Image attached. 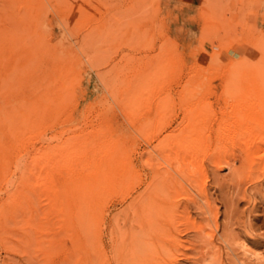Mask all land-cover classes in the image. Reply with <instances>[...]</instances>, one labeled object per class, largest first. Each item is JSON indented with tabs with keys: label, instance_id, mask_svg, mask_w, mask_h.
<instances>
[{
	"label": "rangeland",
	"instance_id": "374dc122",
	"mask_svg": "<svg viewBox=\"0 0 264 264\" xmlns=\"http://www.w3.org/2000/svg\"><path fill=\"white\" fill-rule=\"evenodd\" d=\"M0 36V53L3 55L6 52L5 57L0 56V77H3L0 78V94L2 95L4 90L10 91L12 84V87L14 86L12 90H15L16 93L13 92V98L9 99L8 103L15 101L18 103L26 96L31 97L28 101L31 103L30 105L27 103L25 109L30 114L29 127L35 137L37 136V140L34 137L31 138L32 140L30 139V141L35 140L37 143L35 141L30 142L32 144L31 151H36L35 155L41 154L42 157L37 156L41 159L44 157L41 161L44 165L47 164L46 167L48 165L52 167V165L59 163L53 167V175L50 173L52 177L48 179L47 176L46 182L44 181L46 172L42 175L44 171L42 172L38 167L31 168L32 161L38 159L35 158L36 156L34 159L30 157L33 151L25 159L27 162L22 160L25 166H21L28 168L29 174L33 175L30 177L33 179L32 184L30 179V184L35 187L32 188L31 186L32 191L29 194L32 196L38 194L36 198L29 195L31 201H36L37 197L41 198L44 195V198L41 199L45 200L46 203L39 200L40 198H38L40 202L37 200L40 207L36 205L37 201H33L36 204L31 202L36 207H44L39 210L38 207L36 208L31 204L36 212L31 217L35 218L33 220H36L38 224L35 223L34 225L38 226V229L31 226L32 229L35 228L32 231H30L31 227L29 229L28 226L27 230L20 228L23 224L17 227L20 224L18 219L21 221L20 218H17L20 217L19 215L13 220L6 219L4 216L6 221L2 219L3 216H0V228L5 225L2 229L5 233L0 230L3 233L1 236L15 234L14 239L11 236H6L7 240L2 238L8 245L7 249V245L4 247V241L0 236V264H111L113 261V248L108 239L110 220L115 213L112 208H109L111 211L108 209L105 213L106 219L104 218V222L96 228L89 224L85 227L75 223L71 227L72 229L69 228L68 230V227L63 228V226L62 229L60 224L57 225L56 219L58 218L55 217L54 219V214L51 216L47 214L48 210H58L57 206L55 207L56 204L60 207L63 205L66 207L70 204L69 209L73 208L74 204L77 203L76 200L74 201L75 195L73 194L78 189L73 185L78 181L74 176L78 175V178H82L79 172L70 173L63 169L66 159L60 160L62 155L54 163L51 160L54 159L52 154L57 150L59 144L47 143L42 137L43 134L48 133L51 127L55 128V134H59L60 130L62 132L64 128L67 136H70L69 138L78 135L75 139L78 138L77 141L80 140V142H84L83 138L88 140L91 137L88 142H91L94 147L101 145V140L107 137L106 135H110L111 139L107 137L110 141L105 138L110 144H107V141L105 144L109 149L115 148L114 152L119 151L116 158L119 159L118 155L121 153L123 159L126 158L139 171L141 179L162 178L168 180L169 183L173 182V185H170L172 186V194L174 193V196L171 194L174 204L172 200L170 203L173 205L180 203L181 207L184 204L181 209L188 212L185 211V216L188 215L186 218L191 216L192 220L195 219L194 221L198 224H206L207 216L203 215L205 211L203 206L208 205L212 211L216 209L220 231H222L221 226L224 220L227 221L224 223L229 225L227 231L230 229V233H227L231 234L228 239L232 244L233 252L229 251L224 244L217 242L213 246L215 251L212 250V255L216 254V256L213 255V258L211 256L210 261L208 260L209 263H203L198 260L200 259L198 254L203 252L205 239L194 238L190 233L191 236L188 234L189 237L185 236L188 238H183L185 240H183L185 243H183V247L173 251L174 253L178 251L179 263L256 264L249 255L258 254L262 257L261 261L263 262L261 263L264 264V175H261L264 174V171L260 170L264 167V155H254L250 160L253 164L250 163L246 166L244 154L247 149L244 143L246 141L254 142V137L251 140L249 138L252 136L248 137L241 134L242 137H238L237 134L229 139L223 138L225 130L224 125L221 124L223 122L230 123V121L232 123L238 122L241 113L248 114L251 113L250 110L253 113H255L253 110L264 112V0H0ZM5 37L10 40L5 39ZM3 40L4 42L8 41V45ZM9 46L13 49V53L16 52L15 54L11 55ZM4 49L6 51H3ZM18 51L20 52L18 53ZM21 53L22 56H20ZM3 58L7 60L4 59L5 62H2ZM14 60L18 69L13 64ZM21 61H23L22 64ZM18 65L21 67L20 69ZM15 73L17 79L14 76ZM7 74L11 75L12 81L10 78H8L10 82L3 80L8 76ZM25 74L29 75H27L29 79ZM24 77L30 82L24 79L27 84H31V89L29 85L23 83ZM61 80L64 84L66 83L62 89L63 93L60 92L61 88L60 91L57 89V87H61ZM19 82L22 87L24 86V90L21 87L23 92ZM15 85L18 86L15 87ZM70 85L76 89L71 88ZM55 90L65 94L62 95V100H60L61 97L54 96L58 92ZM208 93L210 96L208 95L209 97L206 98L205 94ZM67 95L69 98L72 97V100L67 98ZM127 96L130 97L132 103L137 100L136 98H140L139 102L142 103V106L137 105L136 101L135 105L132 104L133 106L129 107L126 105L128 102L125 101ZM46 97L47 99L54 98L51 99V105L50 103H48L49 105H42L45 102L40 99L43 98L46 101ZM129 97L126 100L129 101ZM132 99L133 101H131ZM34 100L38 103L35 102L38 105L36 110L48 106L47 111L42 108L44 112L40 110L39 116L34 115L33 113H37L32 106ZM59 100L60 106L58 104L56 106V102ZM67 100L69 103L65 102ZM2 101L0 106L7 104L8 99ZM170 101H173V104L168 111L163 112ZM258 101L259 103L256 104ZM64 106L68 108L65 107L66 109L63 110ZM145 106L148 107L145 108ZM31 107L32 109H30ZM256 107L258 108L256 109ZM51 109H54L56 113H53L54 110ZM74 110L77 112L74 113ZM31 111L34 112L30 113ZM55 114L56 117L59 115L58 118L55 117ZM206 114L207 120L211 123L205 120V117L201 118V115ZM41 115H44L43 118L45 119ZM63 115H66V118L62 120ZM189 117L190 120H188ZM83 118L85 119L84 122ZM59 119L62 121L60 122ZM53 122L57 124L55 125ZM36 123L41 125L38 124L39 127L33 130L37 126ZM51 123L52 126H50ZM62 124H65L64 126L70 131ZM42 125H45L44 128L50 126L46 129L47 133L46 131L43 132ZM192 125L200 131L194 133L196 134L195 137L186 136L187 129ZM38 128L43 132V134L40 133L42 134L40 136V130L36 132ZM91 128H96V136L94 132V135L93 133L91 135ZM104 128L110 130L111 133H104L105 131H102ZM219 130L221 131L218 132ZM100 131L105 135H101ZM208 131L209 133H207ZM144 132H148L150 142L145 140ZM79 133L83 134V137ZM87 134L90 135H88V139L84 136ZM244 135L245 139H242ZM96 138H99L101 142ZM205 138L210 141L208 142ZM115 140L117 149L112 145ZM199 140L208 142L210 151L204 154L203 151H200L196 155L187 153L186 148H189L193 142H200ZM220 143L223 146L227 145V147L233 146V148L218 154L221 152L218 149ZM54 144H58V147L53 146ZM71 145L75 144L72 143ZM73 149L74 147L70 146L68 156L73 152ZM38 150L41 151L40 154H37ZM46 151H50L52 154ZM44 152L49 154L50 157L47 155L49 161H46L47 156L45 155V158ZM114 152L112 156L115 157ZM67 155L64 154L62 158H65L64 156L67 158ZM224 160L230 161L233 169L237 170L238 173L231 174L223 164ZM244 164L245 167H243ZM58 165L61 168L56 169ZM56 171L61 173L57 174ZM37 175L38 178L45 176L43 180L40 178L41 183L37 179ZM192 175L199 176L201 180L206 181L205 196L208 199L202 202L197 200L199 205L197 203L192 205L184 198L186 197L185 191L194 194V191L184 183V180ZM258 176L261 177L258 178ZM239 180L240 184H238ZM38 181L41 184L40 187ZM43 181L55 189H52L48 184L46 187L42 183ZM70 185L72 186L70 187ZM70 188L74 192L69 191ZM61 189H66L68 195L67 193L66 195L63 193L61 195L63 197L58 195L62 194ZM92 189L87 187L85 190L92 193ZM59 191L61 192L58 193ZM179 194L182 195L179 197ZM57 195L58 198H63L61 200L63 201L62 205H60ZM249 196L253 199H250ZM3 197L0 196V201ZM54 197L56 200L53 199ZM174 199L176 200L174 201ZM48 201L49 205L47 206ZM70 201L71 203L74 201L73 206ZM114 205L115 209H120L117 203ZM227 208L230 209L229 213L231 214L227 210L225 211ZM223 213H227L225 217L230 219H225ZM35 214L37 216L39 214V219ZM50 218L53 219L51 223ZM12 221L15 226H13ZM201 221L202 223H200ZM2 222L7 224L12 222L13 224L8 227L9 224L3 225ZM46 223L56 224L51 225V228L50 225H45ZM76 225L79 227L78 229ZM10 227H17V230ZM25 227L26 225H24ZM19 228L21 231H18ZM220 231L219 234H221ZM101 232L102 234L99 236ZM66 234H70V236ZM128 242L132 243L133 238ZM99 244L103 246L102 253H105L104 256L98 249ZM242 244L249 250L248 258L239 248ZM100 254L103 258L99 257ZM180 254L186 257H181ZM227 254L229 255L227 256ZM187 258L190 260H186ZM216 260L218 263H215Z\"/></svg>",
	"mask_w": 264,
	"mask_h": 264
},
{
	"label": "bare ground",
	"instance_id": "6f19581e",
	"mask_svg": "<svg viewBox=\"0 0 264 264\" xmlns=\"http://www.w3.org/2000/svg\"><path fill=\"white\" fill-rule=\"evenodd\" d=\"M6 36H8V35H6ZM6 38L9 39L10 36H9V38L8 37H5V39ZM3 42H4V40H3ZM7 42H4V43L8 45ZM9 43H12V42L9 41ZM7 45H5V46L7 47ZM9 47H10V51L12 52L13 49H11V46H9ZM1 49H2V47H1ZM3 51H6V50L4 49ZM20 51H18V53ZM15 53L12 52L11 55H13ZM4 54H6V52ZM4 54L3 55L1 54L0 56L5 57ZM20 56H22V53H21ZM19 58H21V57H19ZM4 59L7 60L6 58H3V61L2 62H5ZM16 59H18V58H16ZM15 60H14V63L13 64L15 65V68H16V65L17 64H15ZM20 63L22 64L23 61H21ZM4 65H2V66L3 67H6ZM12 68H14V67H12ZM20 68L21 67L19 66V69ZM16 69H18V68H16ZM11 70H13V69H11ZM17 71L19 72V70H16V72ZM27 71H30V70H27ZM13 73H14V71H13ZM9 74H7L8 76H6L3 79L4 81H8V82L12 81L11 75H9ZM27 75L25 74V76H27ZM14 76L15 77L17 76L16 73H15ZM63 77L65 78L64 75H63ZM0 78H3V77H0ZM8 78H10V81H9ZM16 79H17V77H16ZM24 79L27 80V82H29L28 81L29 77H28V79H26L24 77L23 78V81H24ZM13 80H14V78H13ZM70 80H68V81H70ZM16 81H19V80H16ZM71 81H73V80H71ZM15 82H13V83H15ZM27 82L24 81L23 83L27 84ZM61 82H62V80H61ZM75 82H77V81H75ZM27 85L30 86V89L32 88L31 87V84H27ZM65 85H66V83L64 84V82H62L61 83V87H59V88L57 87V89L59 90L61 88L60 89L61 91L60 90L59 91L63 93L64 91L62 89L65 87ZM17 86L15 85V87H17ZM19 86H20V89H21V87H22L21 83H20ZM6 87H8V86H6ZM13 87H12V84H11V87H10L9 90L12 91V92H10V91L6 92V90H4L3 91L4 93L2 92L3 94L2 95L0 94V99L3 98V99H1V100H3L2 102H4V100H7L8 99L7 104H3V105L0 106V196H4L3 199H1V201H0V216H3L2 219L5 218L4 216H6V219L9 218V219H12L13 220V218H16L19 215L20 217H17V218H20L21 221H19V219H18V222L20 224H18L17 227H19L20 225L23 224V226H21L20 228H23L25 230H27V226L29 227V229H30L31 226L32 227H35V228L37 227V229H38V226H34L35 223H36V225H38V224H37L36 220H33L35 218L31 217V215L34 214L35 211H34L33 208L36 207V205H38L40 207V204L38 203V201L39 200H42L44 198V195L41 197L42 199L40 197H37V200H38V198H40L38 201L36 200L37 202L32 199L37 204L34 203L33 201H31L30 196H32V195H30L31 194L30 192L32 191V188L35 187V186H32L31 185L33 179L30 178V177H32L33 175L31 173L29 174L28 168L22 167V166H25V164L22 162V160L26 161L25 159H27V156L33 151V150L31 151V145L32 144L30 142H33L35 140L30 141V139L32 137H34L37 140V138H36L37 136L35 137V135L33 134V131L29 127V120H30L29 119V115L30 114H29L28 111L25 110L27 108L26 107L27 106V103H28V101H29V99L31 97L26 96L23 99H21V101L18 102V103H16V101L15 102L8 103L9 102V99L11 100L13 98L14 93H16L15 90H12ZM39 87H40V85H39ZM70 87H71V85H70ZM77 87H79V86H77ZM133 87H135V86H133ZM23 88H24V86L22 87V89ZM47 88L48 87L46 86V89ZM17 89H16V91H17ZM22 89H21V91L23 92L24 89L23 90ZM40 89H39V91H40ZM73 89H76V88L73 87ZM1 90H3V89H1ZM36 91L38 92V90H36ZM59 91L54 96L61 97L60 100H62L63 99L62 98L63 97L62 95H65V94H61ZM48 94H49V92H48ZM208 95H209V93L207 95L205 94L206 98H207ZM66 97L69 98L68 95ZM127 97H129V96H127ZM138 97L141 98V96H139V95H138ZM39 98H40V96H39ZM71 98H69V99H71ZM126 98H125V101L128 102L126 105H128L129 107L132 104H134L136 101L139 102V100H141L140 98L139 99L136 98L137 100H135V102L132 103V102H130V97H129V101L126 100ZM46 99H47V97H46ZM51 99H52V97H51ZM51 99H47L45 101V99L42 98L40 100H42L45 103H47V104L43 103L42 105H49L48 103H50V105H51V102H52V100L54 98L52 100ZM230 99H228V100H230ZM1 100H0V102H1ZM60 100L56 102V106L60 102ZM47 101H50V102H47ZM131 101H133V99ZM35 102H36L35 100L32 102V104L34 103L35 106L32 105V104L31 105L34 108V111H36L37 113L40 112V110L42 111V108L43 109L45 108V106H44V107L40 108L39 110H36L35 108H36V106H38L36 104H38V103L36 102V104H35ZM65 102L66 103L67 102L69 103V100H67ZM137 102H136L137 105L140 104L142 106V103H140V102L137 103ZM30 103H28V105H30ZM257 103H259V101L256 102V104ZM172 104H173V101H170V104L166 107V109L163 112L168 111L169 108H170V106ZM64 105H65V103H64ZM53 106H55V105H53ZM76 106H75V108H77ZM148 106H149V104H148ZM65 107L68 108L67 106H64L63 110L66 109ZM147 107L145 106V108H147ZM46 108H48V106ZM46 108L44 110L47 111ZM257 108L258 107H256V109ZM263 108H264V105H263ZM30 109H32V107ZM54 109H56V108H54ZM61 109H62V107H61ZM245 110H246V107H245ZM34 111H31L30 113H33ZM49 111H50V109H49ZM75 111L76 110H74V113H75ZM242 111H244V110H242ZM253 111L255 113H253L251 110H250L251 113H248V114L241 113V118L239 117L240 120L238 122H234V123H232L231 121H230V123L229 122H223V123L220 122L221 124L224 125V130H225V136H223V138L225 137L226 139H229V138H231V136H233V135L236 136L237 134H238V137L239 136L242 137L241 134H245L248 137L249 136H252L249 139H251V138L254 137V139H255V141L253 139L254 142L251 143L250 141H248V142L246 141V143H244V144H246V149H247V152L244 154V161H245L246 166H247V164L249 165L250 163H252V162H250V160L254 157V155H262V156L264 155V149H262V147H264V112H261V111L260 112H256L255 110H253ZM42 112H44V111H42ZM37 113H33V114L39 116L40 113H38V114ZM53 113H56V111L54 110ZM59 113L61 114V112H59ZM90 114H91V112H90ZM210 114L212 115V113H210ZM66 115H68V114H66ZM66 115H63L64 117L62 116L63 118L61 117V119L63 120L64 118H66ZM214 115H216V114H214ZM58 116L56 117V114H55V117L56 118H58ZM100 116L102 117V114H100ZM190 116H191V114H190ZM41 117L43 118L44 115L43 116L41 115ZM89 117L92 118L90 115H89ZM94 117H96V116H94ZM202 117H205L206 118L207 117V114L206 115H201V118ZM211 117H214V116H211ZM31 118H33V117H31ZM46 118H47V116H46ZM56 118H53V119L55 120ZM90 118H88V119H90ZM194 118H198V117L197 116H194ZM207 118L205 120H207ZM43 119H45V118H43ZM85 119L83 120V122L85 121ZM103 119H105V118H103ZM198 119L200 120V118H198ZM40 120H41V118H40ZM62 120L59 119L60 122ZM188 120H190V117L188 118ZM100 121H101V119H100ZM212 121H213V119H212ZM37 122H39V121H37ZM40 122H42V121H40ZM44 123H45V121H44ZM70 123H72V122H70ZM209 123H211V122H209ZM38 124H40V123H38ZM38 124H37L36 127L33 128V130L34 129L36 130V128L39 127ZM53 124H55V123L53 122ZM53 124L51 123L50 126H52ZM59 124H61V123H59ZM65 124H62V125L64 126ZM42 126H41V128H44L45 125L43 127ZM50 126L45 127L43 129V132L46 131V129L49 128ZM63 126H60V127H63ZM105 128L102 130L103 132L105 131L104 133H106V134L111 133L110 130H107V129L105 130ZM66 129H68V131H70L69 128H66ZM95 129L94 128L93 129L91 128V130H92V132H90L91 135H92L93 132L94 133L96 132ZM198 129H200V128L198 127ZM38 130H40V132ZM54 130H55V128L53 129L51 127V129L49 128L48 133L46 131L47 134H43V132H41V129L38 128L36 132H39V136L43 134L42 137L44 138V141H46L47 143H54L55 142V143H58L59 144V147L57 146L58 144H56V145L54 144L53 145V146H56V148L58 147L57 150L55 152H53V154L50 153V151L49 152L46 151V152L52 154L53 157L52 156L51 157L54 158V159H51V160H53V163L55 161H57V159L61 155H62V157H63L64 154L67 155L68 152H69L70 146L71 147L73 146L74 147L73 152L69 156L67 155V158H66V156H64L65 158H62L61 157L62 159L60 158V160H63L64 161L66 159L65 164L63 163L64 164L63 165V169L66 172H70V173H72V172H79V173H81L82 178L80 179V178H78L79 177L78 175L73 174V175H76L74 177H76V179H78V181L76 183H73V185H75V188L76 187L78 188V189H76L77 190L76 193L73 194V195H75L74 196L75 197L74 201L76 200L75 202H77V203L74 204V206H73L74 201L71 203V201L73 199L71 200V196H70V200H71L70 203L72 204L73 208L74 207L75 208L73 209L70 206L72 209H69V205H70L69 202H68L69 205H67L66 207L64 205H63V207L62 206L60 207L57 204L56 205L54 204L55 207L57 206V209L58 210H55V209L48 210L47 211V214H49L50 216H51V214H54L55 215L54 216V219H55V217H57L59 219V220L56 219V221H58L57 222L58 223L57 225L60 224L61 225V228H62V226H63V228L68 227L67 228L68 230H69V228L72 229L71 227L75 223L82 224L85 227H86V225L89 224L93 228H96L99 225H101V223L104 222V218L106 217L105 216V213L108 211L109 208H112V211L115 212V213L111 217L110 224H109V231H108V239L110 240V245L113 248V253H114L113 261H112L111 264H181V263H179V261H180L179 258L180 257L178 258V251L176 253H174V252L177 250V248H179L181 246L183 247V243L185 241L184 239L185 238H188L189 236H191V234L194 236V238L205 239V246L204 247L202 246L203 247V249H202L203 252H202V250L198 249L202 253L201 254H198L197 253L198 256H200V259H198V260L201 261V262H203V263H207V262L209 263V261H210L209 258L211 256H212L211 258H213V255H214V257L216 256V254H213L212 255V250H214V247L213 246L217 242L219 244L220 243L224 244L229 251L233 252L232 249H231V245L232 244H230V241L228 239L231 236V234L229 235L230 229L227 231V228H228L227 226H229V225L227 223L226 224L224 223V222H227V221H225V220H224V222L222 221L223 222V224L221 226L222 227V231H220V227L218 225V218L219 217H218V212H215L216 209H215V211H212L211 210L212 208L209 207L208 205L207 206H203V207H205L204 208L205 211L204 212L202 211L203 212V215L207 216L206 219H205L206 224L204 223L205 225L196 223L194 221L195 219L192 220L191 216L188 217V218H186V216H188V215L185 216V211L186 210L185 209H183V210L181 209V208H183V205L184 204H182V207H181L180 203L178 205H173L174 204L173 203V199H171V198H173L171 196L174 194V193L172 194V186H171V185H173V182L172 183H169L168 180L166 181V179L163 180L162 178H152V179H148V178L147 179H145V178L143 179L142 178L141 179L140 176H139V171L135 168V166H133L131 163H129V161L126 158H125L126 160L123 159V156L121 155V153L119 154L120 156L118 155L119 159L116 158L117 153H119L118 150H116V151H118L116 153V152H114V149L115 148L109 149L108 147H106L107 144H110V142H109L110 141L109 139H111L110 138V135L109 136L106 135L109 139L107 137H105L109 141L105 140V138L102 137L104 140L102 139L101 140L102 142H101L99 138H96V139H99V141L101 142V145H99V146L96 145L94 147V145L91 142H88V140L91 139V137H89V139H88V135L90 133L87 134V136L84 135L88 139V140H86L84 138L82 139L83 134H80L81 133L80 132L79 134L82 135V137L80 135H79V137H81V139L84 140V142H80V140L77 141L78 138L75 139V137L78 136V135H75L76 133L75 134L71 133V134L75 135V137L72 138V136H71V138H69L70 136L69 137L67 136L66 132L64 131V128L62 129V132L60 130V133L59 134H55L54 133ZM98 131H99V129H98ZM102 131H100L101 132L100 133L101 135L104 134V133H102ZM196 131H200V130H197V128L196 127H193V125H192V127H189L187 129L185 135L186 136H191L192 135V137L193 136L195 137L196 134H194V133ZM209 131L207 133H209ZM220 131L221 130H219L218 132H220ZM74 132H76V131H74ZM40 133H42V134H40ZM94 133H93V135H94ZM147 133H145V136L144 137L146 138L145 140H148V142H150V138H149V136H148ZM96 134L97 133H95V136H96ZM245 135H244V138H242V139H245ZM95 136H93V137H95ZM199 137H198V139H199ZM201 137H202V135H201ZM205 139L208 142L210 141V140H208V138H205ZM234 140H232V141H234ZM93 141H94V139H93ZM112 141H114V140L112 139ZM208 142L206 143L205 140L203 142L202 141L197 142V143H194L193 142V143H191L192 145H189V148L188 147L186 148V152L187 153H190V154H193V155L198 154L200 151H203V154L204 153H208L210 151V146H208ZM242 142H244V141L242 140ZM35 143H36V141H35ZM70 143L71 144L73 143L75 145H71ZM105 143H107V144H105ZM204 143L207 144V145H205ZM227 143H228V141H227ZM236 143H238V142H236ZM116 144H117V142L115 140L114 144H112V145L115 146L116 149H117V145ZM220 144L221 145L218 146V149L221 152H218L217 151L218 154H220V153L222 154V152H226L227 149H229V148L232 149L233 148V146H231V147L228 146L227 147V145H224L223 146L222 143H220ZM36 146H35V148H37ZM46 146H48V145H46ZM39 149H41V148H39ZM46 150H47V147H46ZM113 152H114L115 157L112 156ZM35 153H36V151L35 152L33 151V153L30 154L31 155L30 157L31 158L33 157L32 159H34V157L36 156L35 158H38V159H35L34 161H32L33 162L32 167L30 165L29 168L30 167L31 168L38 167L42 172L44 171V173L42 175H44L45 172H46L47 173V175L45 174L46 179H44L45 176H43V178H41V176L38 178V175L39 174L37 175V179L40 180V183H41V179L42 180L44 179V181L47 182V176H48V179H51L52 176H51L50 173H52V175H53V172H52V170L54 171V168L53 167H56V165L59 164V163H56V164L52 165V167L49 166V165L46 167L47 164L44 165L43 162L41 161L44 157L42 159L40 158V157H42V156H40L41 155L40 154L41 151L38 150V152H37V154L39 153L40 155H35ZM32 154H33V156H32ZM45 155L46 156L47 155L49 156V154H47V153L44 152V156ZM37 156H40V157H37ZM46 156H45V158H46ZM48 156L46 158V161H49ZM120 158H122V159H120ZM63 161H61V162H63ZM125 161H127V162H125ZM49 164H52V163H49ZM223 164L227 167V169L229 170V172L231 174H235V173L237 174L238 173L237 170L233 169V166L231 165V162L230 161L224 160L223 161ZM245 164H244L243 167H245ZM48 167H50V168H48ZM59 168H61V167H59V165H58L56 169H59ZM260 170H263L264 171V167H263V169H260ZM41 171H37V172H41ZM55 173H57V171ZM58 173H61V172H58ZM260 173H262V171H260ZM81 175H80V177H81ZM258 175H260V174H258ZM261 175H264V174H261ZM260 177L258 176V178H260ZM30 179H31V184H30ZM52 180H49V181H52ZM203 180H201L199 178V176H196V175H192L189 178H187L186 180H184L185 185L187 184V186L190 187L194 191V192L192 191L194 194H189V191H185L184 190L186 192V193H184L185 196H186L184 198H186V200H188V202L191 203L192 205L193 204H196V203H197V205H199L198 204L199 202H202L203 200H207L208 199L205 196L206 195V192H205V185H206L205 182L206 181H203ZM34 181H35V179H34ZM44 181L42 182L43 184H45ZM74 181H75V178H74ZM235 182H237V181H235ZM239 182H240V180L238 181V184H240ZM37 183H38V185L40 187L41 184L39 183V181ZM46 184H48V186H50L49 183H46ZM31 186H32V188H31ZM48 186L46 185V187H48ZM71 186L72 185H70V187ZM50 187L52 188V186H50ZM87 187H90L91 189H92V187H94L91 190L92 193H89V192H87L85 190ZM73 188H74V186H73ZM73 188H72V190H73ZM83 188H85V189H83ZM52 189H55V188H52ZM61 190L63 191L62 194L60 193L61 191H59L58 193H60V194H58V195L61 196V195H63V193H65V195H66V193H67L66 191L67 190L66 189H64V190L61 189ZM140 190H141V192H140ZM35 191L38 192L37 190H35ZM47 191H48V189H47ZM69 191H71V188L69 189ZM71 192H74V190L71 191ZM39 194H41V193H39ZM37 195L38 194H36V196ZM58 195H57V198H58ZM67 195H68V193H67ZM181 195L179 194V197ZM33 196H35V195L33 194ZM33 196H32V198H34ZM36 196H35V198H36ZM50 196H51V194H50ZM61 197H63V196H61ZM61 197L58 198V200H60L59 201L60 202V205H62L61 203L63 202V201H61L63 199ZM55 198L56 197H54L53 199H55ZM65 198H67V196ZM242 198H243V196H242ZM244 198H246V197H244ZM67 199H69V198H67ZM250 199H253V198L250 197ZM170 200H172V203L173 204L170 203ZM175 200L176 199H174V201ZM177 201H179V200H177ZM248 201H249V199H248ZM248 201H247V203H248ZM31 202H33L36 205L34 206V204L31 203ZM44 203H46V201ZM116 203L120 206V209H115V205L114 204H116ZM177 203H175V204H177ZM31 204L34 207H32ZM48 205H49V201H48L47 206ZM194 206H196V205H194ZM58 207H60V208H58ZM43 208H39V210H42ZM200 208H202V207H200ZM194 209H197V208H194ZM226 210L229 213L230 209L227 208V209H225V211ZM188 211H189V209H188ZM198 211H200V210H198ZM198 214H199V212H198ZM223 214H224L223 216H224L225 219L226 218L227 219H230L229 217H225V214H227V213H223ZM229 214H231V213H229ZM44 215H43V217H45ZM35 216H37V215L35 214ZM197 216H199V215H197ZM107 217H108V215H107ZM37 218L39 219V214H38ZM48 218H49V216H48ZM43 220H41V221H43ZM50 220H51V218H50ZM52 220L50 221V223L52 222ZM9 221H11V220H9ZM45 221H46V219H45ZM12 222L8 223L9 225L6 222L5 223L9 227V226H12L10 224H13L14 223V222L13 223ZM228 222H230V221L228 220ZM2 223H3V225L5 224L4 222H2ZM48 223H46L45 225H50L49 227H51V225H55L56 224V223H54V224H48ZM200 223H202V221ZM79 224H78V226H79ZM24 225H26L25 228H24ZM4 226H3V228H4ZM13 226H15V223L13 224ZM39 226L41 228V225L40 224H39ZM56 226H54V227H56ZM78 226H77V229L79 228ZM6 227H5V229H6ZM17 227L16 228L14 227V228L17 230ZM32 227H31V230L30 231H32L33 229H35V228L32 229ZM3 228L2 227L0 228V230L2 232H4V230H2ZM10 228L11 229H14L12 227H10ZM20 228H19L18 231H21ZM45 229H47V228H45ZM57 229H60V228L58 227ZM211 229H213V230L211 231ZM1 231H0V236L3 234V233H1ZM62 231H64V230H62ZM219 231L221 232V234H219ZM227 232H229V233H227ZM21 233H19L20 236H21ZM226 233L229 236H227ZM101 234H102V232L99 234V236ZM188 234H190V235L188 236ZM66 235H69L70 236V234H66ZM6 236H11L13 238V236L15 237V234H11V235L8 234V235H5L4 237L1 236V239L2 238H5V240H7L6 239ZM17 236H19V235H17ZM59 236H61V235H59ZM59 236H57V237H59ZM185 236H188V237H185ZM131 238H133V242L132 243H129L128 241ZM8 239H9V237H8ZM73 239H75V237H73ZM78 239H80V238L78 237ZM2 240L4 241V244L3 245L5 247L7 244H5L6 242H5L4 239H2ZM235 242H237V241H235ZM8 244L11 245L10 243H8ZM200 245H203V244H200ZM98 246H99L98 249H100L101 250V253H102L103 246L100 245V244ZM245 247L246 246L244 244L240 245V247H239L244 252V255L246 254L245 257L248 258L249 256H251L252 257L251 259L254 262H256V264H262L261 263V262H263V261H261L262 260V257L260 255H258V254H250L248 252L249 250H247V247H246V249H245ZM7 248H8V245L6 246V249ZM216 250H218V249H216ZM197 252H199V251H197ZM250 252H251V250H250ZM102 254L104 256L105 253L103 252ZM180 255H181V257L184 256L183 254H180ZM228 255L229 254H227V256ZM103 256L101 255L99 257L103 258ZM185 257L186 256H184V258ZM186 260H190V259L187 258ZM253 261H251V262H253ZM215 263H218V261L216 260ZM218 264H220V263H218Z\"/></svg>",
	"mask_w": 264,
	"mask_h": 264
}]
</instances>
